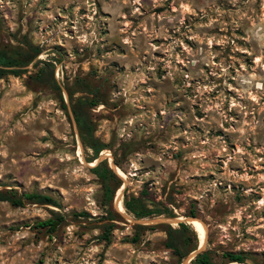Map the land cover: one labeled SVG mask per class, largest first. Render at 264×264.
Instances as JSON below:
<instances>
[{"label":"rangeland","instance_id":"obj_1","mask_svg":"<svg viewBox=\"0 0 264 264\" xmlns=\"http://www.w3.org/2000/svg\"><path fill=\"white\" fill-rule=\"evenodd\" d=\"M23 39L54 64L61 92L34 63L0 78V189L59 207L0 201V264H192L199 251L264 264V0H0V46ZM79 99L105 144L97 156ZM126 196L187 217L182 251L196 249L179 258L165 241L181 222L138 218ZM107 209V239L108 221L71 217ZM51 210L65 220L37 226Z\"/></svg>","mask_w":264,"mask_h":264},{"label":"trees","instance_id":"obj_2","mask_svg":"<svg viewBox=\"0 0 264 264\" xmlns=\"http://www.w3.org/2000/svg\"><path fill=\"white\" fill-rule=\"evenodd\" d=\"M41 51L42 49L39 45L33 44L26 39H23L22 42L14 45L6 44L0 46V78H3L7 75L18 76L26 71L28 65L34 63L35 65H39L35 73V78L39 82L50 84L51 87H54V89L61 92L60 84L54 77V64L50 62V60H36ZM76 103L72 105V109L79 132L82 136V141L84 145L91 148L97 156L98 152H100L105 147V144L101 143L93 134L94 126L80 106V104L84 103V99H79ZM94 103H96V101L91 102V104ZM93 170L99 177L103 179L104 182H106L107 174L106 170L102 168V163L96 164L93 167ZM111 195V189L109 186H106L105 201L107 203L110 200ZM0 201H8L14 206H24L26 203H38L59 207L58 202L49 195L37 192H23L18 194L17 190L14 188L0 189ZM123 204L128 212L132 213L138 218L158 214H165L170 217L174 216L172 209L168 206L156 204L153 205L150 200L143 198L142 196H126ZM188 215L194 216L193 211H190ZM71 217L81 221H108L104 223L105 228L101 234V237L104 239H107L109 231L112 227H114L113 221L115 219V215L109 209L105 211V215L96 216L91 215L86 211H80L71 213ZM65 218V214L60 213L57 210H51V216L44 220L38 221L36 225L54 230L57 225L65 220ZM190 221L192 220L190 219ZM188 229L189 227L183 222L179 223L178 229H167V239L165 241V246L173 250V252L179 256V258H183L189 252L196 249V245L191 242L189 249L182 251V247L186 245L183 240V235L185 230ZM134 240H136V238H134ZM225 255L229 261H243V258L239 254L228 253ZM191 262L192 264H213L208 251H199L191 260Z\"/></svg>","mask_w":264,"mask_h":264},{"label":"water","instance_id":"obj_3","mask_svg":"<svg viewBox=\"0 0 264 264\" xmlns=\"http://www.w3.org/2000/svg\"><path fill=\"white\" fill-rule=\"evenodd\" d=\"M191 217H194V216H191ZM186 219H187V217L183 218L182 220H178V219H175L174 217H170V218H164V219H162V220H160V221H162V222H173V221L181 222V221H186V222H187ZM198 251H199V250L194 251V252H193L194 255H195Z\"/></svg>","mask_w":264,"mask_h":264}]
</instances>
